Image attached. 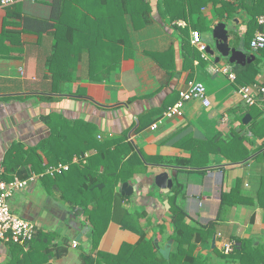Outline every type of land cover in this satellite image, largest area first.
<instances>
[{
  "label": "crops",
  "instance_id": "0c3cea01",
  "mask_svg": "<svg viewBox=\"0 0 264 264\" xmlns=\"http://www.w3.org/2000/svg\"><path fill=\"white\" fill-rule=\"evenodd\" d=\"M81 2L87 3L88 23L73 39L71 53H58L54 69L60 71L64 63L66 70L56 79L50 68L53 34L24 31L16 15L50 19L53 0H23L10 9L0 8V176H15L4 165L15 143L22 148L14 151L24 153L21 168L29 176L36 174L31 170L33 160L52 132L47 121L78 130L85 125L88 136L103 142L129 140L146 167L125 181L133 186L132 195H123L124 182L120 183L127 198L114 208L118 219L110 220L96 247L83 208L64 201L61 191L44 185L40 174L15 192L9 198L12 211L40 224L36 263L112 264L100 253L117 255L124 244H137L141 232L156 243L154 250L169 258L179 242L172 237L175 225L167 196L181 183L178 200L188 225L201 228L214 222L209 239H193L194 256L207 264H239L224 247L228 241L241 246L237 239H245L247 260L264 264V136L251 130L253 107L264 119V98L247 105L237 78L241 70L237 65L254 64L258 75L251 84L264 85V48L251 46L255 34L264 31L258 22L264 0H242V4L240 0H103L102 6L96 0ZM224 2L239 5L232 16L222 7ZM68 8L66 13L75 16L80 5L73 0ZM219 22L227 24L230 45L255 59L245 65L231 63L217 51L213 32ZM193 31L201 33L205 52L193 43ZM225 68L235 74L234 80ZM192 80L206 85L211 104L193 99L186 102L182 115L164 116ZM247 114L251 120L244 123ZM235 134L247 138L244 144L250 154L244 160H230L210 142L228 141ZM76 135L71 133L73 150L85 137ZM95 152L92 148L83 156L75 154L73 160L86 163ZM190 159L197 165L182 163ZM162 171L170 173L171 188L155 184V175ZM236 188L250 193L258 204L221 205L222 194ZM125 209L135 217L130 228L122 225ZM22 247L27 251L30 245ZM11 249L0 241V264L11 259ZM45 249L53 254L47 260ZM129 255L121 260L144 264Z\"/></svg>",
  "mask_w": 264,
  "mask_h": 264
},
{
  "label": "trees",
  "instance_id": "16d2710c",
  "mask_svg": "<svg viewBox=\"0 0 264 264\" xmlns=\"http://www.w3.org/2000/svg\"><path fill=\"white\" fill-rule=\"evenodd\" d=\"M79 5L75 16L68 15L66 12L70 11L68 4L73 3V0H53V14L50 19H39L29 16H22L20 13H16L23 21V30L26 32H32L37 34H43L51 32L56 39L53 50L54 53L50 60V68L53 72V77L61 72L63 77L65 76V64L61 67V70H55L53 64H57L56 58L60 51L64 53H71V48L76 45L73 39L79 31L84 30L86 21L87 3L81 2V0H75ZM100 2V6L103 5V0H96ZM111 2L114 0H110ZM242 4V0L238 4ZM237 3L224 2L222 7L228 10L229 15H233L237 7ZM13 6H11L12 8ZM10 9V7H8ZM102 10V9H101ZM254 16V15H253ZM73 18V19H72ZM75 21L73 24L72 21ZM86 29V28H85ZM63 39V44H62ZM73 42V44H72ZM95 48L100 46L96 43ZM261 51V50H260ZM62 63V62H60ZM241 68L237 78L240 84L246 85L255 82V78L258 75V69L254 64H247L245 66L237 65ZM60 73V74H61ZM69 76H66L67 78ZM252 108V107H251ZM251 114L254 120L251 124V130L256 135L264 136V119H259L258 116L262 114V111L256 106L253 107ZM51 127V135L41 142V151L36 154L35 160L31 167L32 172L40 174V178L44 185L47 187H57L62 195L64 201L69 202L73 207L83 208L88 220L91 224V239L93 246L96 247L101 236L103 235L110 220L118 219V214L114 213V208L120 206L122 200L127 198L123 196L119 190L120 183L130 180L136 173L145 169L144 160L140 154L135 150L133 143L129 140H109L99 141L97 138L88 136V129L85 125L80 124L81 129L78 130L74 125L64 126L59 125L56 127L49 121H47ZM75 127V128H74ZM60 128V129H57ZM77 133L76 137H84L83 143L78 144L77 148L70 149L74 145L71 133ZM247 140L245 136L235 134L232 139L225 141L217 138L216 141H210L218 145L217 151L221 152L232 161L244 160L249 156V150L245 146L244 141ZM222 142V143H221ZM209 143V142H208ZM22 148V145L15 143L13 149L8 152V155L4 161L5 170L8 174L14 173L20 178H26L29 176V172L26 169H22L23 163L20 162L24 153L21 151L18 154L14 151ZM94 148L95 153H92L87 158V162L83 163L75 162L73 156L78 154L83 156L85 151ZM29 153L26 155L28 156ZM27 157L24 161L27 163ZM46 160V164L44 161ZM35 163V164H34ZM59 163H68L70 168L62 173H56L51 175L47 173L48 167L51 165H58ZM183 164L197 165L194 159L190 161L183 160ZM4 179H12L11 175H3ZM39 178V179H40ZM182 191V184L177 183L172 192L167 196L169 208L173 213V223L175 225V233L172 237L179 242L177 252L171 253L170 257L158 253L154 250L157 246L153 240H146L145 233L141 234V239L135 245L124 244L117 255L100 253L101 257L111 258L112 264H127L122 261V257L126 253H130L129 256H134V260H142L144 264H207V261H201L194 256L193 249L195 243L193 239H209L214 227V222H210L208 225L201 228L192 227L185 221L187 212L179 204L178 196ZM261 203V200L259 199ZM257 205L258 202L254 200L250 193L242 190L241 188L233 189L229 193H223L221 198V205L234 206L242 204L244 206ZM254 208V207H252ZM122 225L130 228L129 221H133L135 217L129 213L128 210H124ZM121 219V218H119ZM254 221V216L251 218ZM132 229V228H131ZM36 233L33 240L29 243L30 247L27 251L23 249V245L18 243H8L11 245V259L4 264H39L36 263L34 251L37 249V236ZM242 245H236L233 247L228 255H233L238 260L239 264H256L254 259L251 261L248 259L246 252L247 241L245 239H237ZM188 245V247H185ZM40 254V251H38ZM48 257L53 255L49 249H45ZM43 255L45 254L42 252ZM32 260V261H31ZM250 262V263H249ZM258 264V263H257Z\"/></svg>",
  "mask_w": 264,
  "mask_h": 264
},
{
  "label": "built area",
  "instance_id": "2783aa9c",
  "mask_svg": "<svg viewBox=\"0 0 264 264\" xmlns=\"http://www.w3.org/2000/svg\"><path fill=\"white\" fill-rule=\"evenodd\" d=\"M23 0H0V8H8L14 6L17 2ZM237 1V0H233ZM258 22L264 26V13L258 17ZM193 43H195L203 52L207 50V45L203 43L201 33L198 31L192 32ZM253 49L264 48V31H258L251 41ZM224 71L229 74V77L234 80L235 74L229 69L225 68ZM243 100L247 105L256 104L261 98H264V85L254 83L250 85H243L239 89ZM199 99L205 106L211 104L206 85L201 81L192 80L188 84L186 90L180 91L179 100L171 107H169L164 116L172 117L182 115L186 102ZM161 122L156 121L151 125L152 129H156ZM85 162V159H83ZM80 161L75 160V162ZM70 168L68 163H59L58 165L51 166L47 169V173L55 175L62 173ZM1 173V171H0ZM39 177L38 174H32L26 178H20L15 175L11 180H6L0 176V241L4 243H18L24 247L29 246L36 233L40 229V224L36 221L24 218L14 213L9 204V198L17 191L25 189L31 182L36 181ZM234 243L228 241L225 244L224 250L226 253L233 250Z\"/></svg>",
  "mask_w": 264,
  "mask_h": 264
},
{
  "label": "water",
  "instance_id": "95a60500",
  "mask_svg": "<svg viewBox=\"0 0 264 264\" xmlns=\"http://www.w3.org/2000/svg\"><path fill=\"white\" fill-rule=\"evenodd\" d=\"M214 37L216 39V49L221 53L223 57L229 59L231 63H238L245 65L247 62H251L255 59V55L248 56L243 50L237 49L230 45V34L225 22H219L214 28ZM251 120V116L247 114L243 121L248 123ZM155 184L161 189L171 188L173 186V179L168 171H162L155 175ZM123 195L130 196L133 193V186L128 182L122 184Z\"/></svg>",
  "mask_w": 264,
  "mask_h": 264
}]
</instances>
